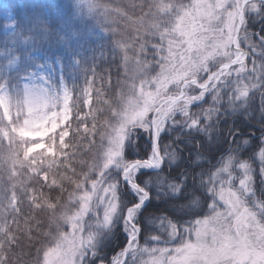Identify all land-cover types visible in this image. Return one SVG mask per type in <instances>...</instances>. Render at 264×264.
Masks as SVG:
<instances>
[{
  "label": "snow or ice",
  "instance_id": "1",
  "mask_svg": "<svg viewBox=\"0 0 264 264\" xmlns=\"http://www.w3.org/2000/svg\"><path fill=\"white\" fill-rule=\"evenodd\" d=\"M148 9L140 23L159 38L156 59L110 107L106 166L85 198L70 253L54 264H124L156 221L165 243H179L151 249L164 257L151 264H264V30L249 32L250 13L264 19V0H152ZM0 99L14 103L3 88ZM165 136L171 142L162 148ZM137 148L142 158H133ZM173 161L186 167L171 168ZM249 161L259 163V196ZM118 227L122 250L110 259L105 247Z\"/></svg>",
  "mask_w": 264,
  "mask_h": 264
},
{
  "label": "trees",
  "instance_id": "2",
  "mask_svg": "<svg viewBox=\"0 0 264 264\" xmlns=\"http://www.w3.org/2000/svg\"><path fill=\"white\" fill-rule=\"evenodd\" d=\"M7 1L17 14L19 28L16 35L29 43L24 47L15 36L12 38H15L16 45L12 48L11 38H1L0 51L4 50L10 55L16 51L15 55L23 56L49 46L60 57L65 56L70 61L77 59L80 66L77 70H66L64 73L65 81L73 87L75 115L68 126L70 134L66 148L61 149L58 155L26 162L22 142L9 144L3 139L5 122L0 112V264H49V254L72 230L71 223L75 212L81 208L82 197L91 189L96 174L102 173L105 168L102 163V140L110 127V107L115 106V99L125 93L123 78L127 59L131 66L135 60L139 82L142 64L156 59L153 45L160 41L140 23L141 19H150L145 14L152 0H84L89 4L85 8L76 6L73 0H48L55 3V8L51 6L49 18L43 16V12L40 18L36 14L33 16L34 12L28 8L27 15L32 19L37 18L40 24L35 32L28 35L24 32V17L19 6L20 1L26 0ZM173 2L188 4L191 0ZM249 17L250 33L264 30V19L251 13ZM121 42H124V49ZM241 48L248 51L246 43L241 44ZM253 58L250 53L247 62L249 68L252 67ZM255 58L259 67V56ZM77 74L81 77L78 78ZM93 75L92 107L89 114H85L83 100L78 93L79 80L83 77L89 81ZM206 99L210 104V98L206 96ZM256 103H259L258 95ZM192 110L196 111V106ZM170 142L171 137L165 136L161 147ZM134 143L138 145L140 141ZM127 152L128 148L125 155ZM140 152L137 148L133 158L141 156ZM246 153L247 150L241 152V162L248 161ZM184 155L187 156L188 152ZM212 162L215 163L214 160ZM250 163L259 171L258 161L257 164ZM177 164L186 167L181 161H173L171 168ZM171 168L165 164V175ZM234 175L240 176L242 173L237 168ZM237 184L238 181L234 185ZM12 196L17 200L16 212L6 209ZM193 207L196 212L200 211L199 205ZM169 219L172 217L169 216ZM159 222L156 221L155 225L148 222L147 233L142 228L139 240L141 247L156 243L153 237L160 235ZM74 233L78 236L79 228ZM122 242L123 234L118 227L115 236L110 238L105 247L110 259L122 250Z\"/></svg>",
  "mask_w": 264,
  "mask_h": 264
},
{
  "label": "rangeland",
  "instance_id": "3",
  "mask_svg": "<svg viewBox=\"0 0 264 264\" xmlns=\"http://www.w3.org/2000/svg\"><path fill=\"white\" fill-rule=\"evenodd\" d=\"M73 4L82 6L83 8L89 5L84 0H73ZM19 6L24 17V32L28 35L35 32L36 28L40 25L37 18L32 19L27 15L28 8L34 12L33 16L36 14L40 18L44 14L43 16L49 18L52 13L51 6L55 8V3H50L48 0H26L20 1ZM18 28L17 14L10 2L0 0V39L11 38L9 40L12 41L11 47L13 48L16 45V40L12 37L16 36L17 42L21 41L22 46H27L28 40H21L22 36L16 35ZM121 44L124 49V42H121ZM131 49L134 50V48ZM15 53L16 51L14 55L13 53L10 55L5 53L4 50L0 51V88H3L4 93L14 102L10 106L5 100L0 99V109H2L0 112L5 122V127L2 130L3 139L9 144L22 142L23 158L26 162L41 157L58 155L61 149L66 148V141L69 139L70 134L68 126L75 115L73 87L65 81L64 73L66 70L79 69V61L77 59L70 61L65 56L60 57L54 51H51L49 46L45 50H37L28 55L18 56ZM245 62H248V58ZM126 66L123 78L125 93L127 92V84L134 81L138 83L135 60L131 66L130 60L127 59ZM80 77L81 75H78V78ZM93 89V79L86 81L82 77L79 80L78 93L79 97L83 100L82 109L85 114H89L92 107ZM36 95H38L37 99L31 102L27 101V99ZM38 137L43 139L37 140ZM139 158H142V156H136V159ZM102 163L105 167L107 162L104 158ZM255 164L257 163L255 162ZM256 172L259 171L256 170ZM255 180L257 196H259L262 187L259 174L258 177L255 176ZM236 186L234 185V187ZM90 193L91 189H89L87 194L85 192L82 197L81 208L75 212L71 223V232L49 254V264H54V261L65 258L70 253L73 244L71 237L75 235L74 232L78 228L77 224L83 223L79 217L85 198L89 197ZM17 208V200L12 196L6 204V209L10 212H16ZM207 214L205 213V215ZM100 215L102 217V210ZM159 234L160 241H156L155 244L148 247H141L139 236L137 243L133 245L134 251L129 250L126 258H123L124 264H145V262L151 264V261L155 259H164L159 252L152 253L151 249H171L178 246L179 237L174 241L165 243L168 240L167 234L161 228L159 229ZM162 236L165 237L162 238ZM144 248H148L149 252H143Z\"/></svg>",
  "mask_w": 264,
  "mask_h": 264
},
{
  "label": "water",
  "instance_id": "4",
  "mask_svg": "<svg viewBox=\"0 0 264 264\" xmlns=\"http://www.w3.org/2000/svg\"><path fill=\"white\" fill-rule=\"evenodd\" d=\"M125 258H126V256H125Z\"/></svg>",
  "mask_w": 264,
  "mask_h": 264
}]
</instances>
